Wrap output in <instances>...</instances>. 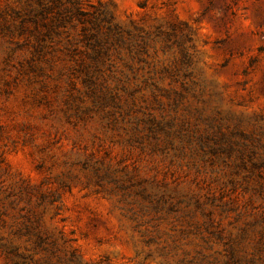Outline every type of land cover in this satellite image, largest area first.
Listing matches in <instances>:
<instances>
[{
    "label": "rangeland",
    "instance_id": "1",
    "mask_svg": "<svg viewBox=\"0 0 264 264\" xmlns=\"http://www.w3.org/2000/svg\"><path fill=\"white\" fill-rule=\"evenodd\" d=\"M84 7L150 34L143 60L81 25L42 42L0 0V264L50 256L26 225L90 264H264V0Z\"/></svg>",
    "mask_w": 264,
    "mask_h": 264
},
{
    "label": "trees",
    "instance_id": "2",
    "mask_svg": "<svg viewBox=\"0 0 264 264\" xmlns=\"http://www.w3.org/2000/svg\"><path fill=\"white\" fill-rule=\"evenodd\" d=\"M89 5L95 7L92 3ZM14 13L19 20L20 29L23 31L28 24H31L33 31L42 42L52 39L54 35H64L70 44L72 43L70 28H77L81 25L80 39L89 43L98 56L106 55L112 44L122 46L132 58L137 57L140 61L143 60L142 55L148 53L150 34L133 35L129 30H124L118 24L112 23L113 15L107 9L103 7H97L93 11L85 9L84 0H22V8L15 10ZM87 22L93 23L95 29L91 31ZM155 37L171 41L170 34L164 33L161 28H157ZM163 71L177 78L178 72L173 68L166 66ZM148 80L156 89L159 87L153 77H149ZM257 140L259 141V138ZM263 162H253V165L261 167ZM18 234L27 235L34 243V250L36 248L45 249L50 251V256L22 253L19 252L17 246L4 244L6 258L10 259L13 264H90L84 262L76 252L59 256L56 240L43 232L38 225H26L24 230L18 231ZM225 264H241V262L236 256H229Z\"/></svg>",
    "mask_w": 264,
    "mask_h": 264
}]
</instances>
